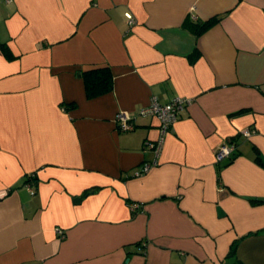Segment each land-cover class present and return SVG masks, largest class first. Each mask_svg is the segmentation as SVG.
Here are the masks:
<instances>
[{
  "label": "crops",
  "instance_id": "1",
  "mask_svg": "<svg viewBox=\"0 0 264 264\" xmlns=\"http://www.w3.org/2000/svg\"><path fill=\"white\" fill-rule=\"evenodd\" d=\"M0 264H264V0H0Z\"/></svg>",
  "mask_w": 264,
  "mask_h": 264
},
{
  "label": "built area",
  "instance_id": "2",
  "mask_svg": "<svg viewBox=\"0 0 264 264\" xmlns=\"http://www.w3.org/2000/svg\"><path fill=\"white\" fill-rule=\"evenodd\" d=\"M3 1L10 3L13 0H3ZM126 17L128 18V21L132 23L131 15L126 14ZM192 18H194V15H192ZM189 102L190 100L188 98H183V97H173L170 101L166 103H159L157 100L153 99L149 102V104L141 107L136 113H127L125 111L117 112L114 120L115 126L117 130L128 131L135 128L134 120L137 115H151L155 117L158 121L159 135L157 139L154 141H150V140L145 141V146L153 149V151L155 152V156H157L161 149L164 135L169 131L173 123L177 120L179 112L186 105H188ZM252 132L253 130L243 129L238 134L248 137L252 134ZM235 148L236 145L232 139L219 144V146L215 151L216 161L221 162L224 159H228L231 156V154L234 152ZM156 164L157 161L155 159L150 162H144L134 170V175H140L144 172H147L152 166ZM30 176L32 177L33 174L29 175V177ZM25 186L30 193H34V189L29 183L26 182ZM130 207L133 209V208H137L138 205L136 203H133L131 204ZM58 232L60 234L62 233V231L59 229Z\"/></svg>",
  "mask_w": 264,
  "mask_h": 264
},
{
  "label": "trees",
  "instance_id": "3",
  "mask_svg": "<svg viewBox=\"0 0 264 264\" xmlns=\"http://www.w3.org/2000/svg\"><path fill=\"white\" fill-rule=\"evenodd\" d=\"M221 14H216L203 21H191V28L194 29L195 35H200L208 28L218 23L222 19ZM81 77L84 80L85 92L87 97H94L112 88V73L108 67L92 68L81 72ZM233 140V139H232ZM232 155L228 158L230 161Z\"/></svg>",
  "mask_w": 264,
  "mask_h": 264
},
{
  "label": "water",
  "instance_id": "4",
  "mask_svg": "<svg viewBox=\"0 0 264 264\" xmlns=\"http://www.w3.org/2000/svg\"><path fill=\"white\" fill-rule=\"evenodd\" d=\"M78 75H80V73H78Z\"/></svg>",
  "mask_w": 264,
  "mask_h": 264
}]
</instances>
